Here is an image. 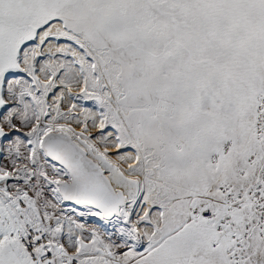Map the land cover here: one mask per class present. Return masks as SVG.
<instances>
[{"label":"snow or ice","instance_id":"1","mask_svg":"<svg viewBox=\"0 0 264 264\" xmlns=\"http://www.w3.org/2000/svg\"><path fill=\"white\" fill-rule=\"evenodd\" d=\"M0 264H264V0H0Z\"/></svg>","mask_w":264,"mask_h":264}]
</instances>
